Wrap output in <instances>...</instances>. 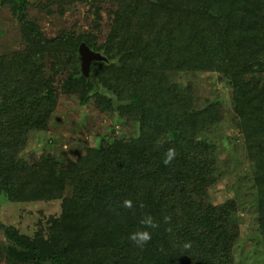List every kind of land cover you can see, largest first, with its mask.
<instances>
[{"label": "trees", "instance_id": "1", "mask_svg": "<svg viewBox=\"0 0 264 264\" xmlns=\"http://www.w3.org/2000/svg\"><path fill=\"white\" fill-rule=\"evenodd\" d=\"M30 1L0 0L22 42L0 53V201L58 200L60 212L30 234L0 221L5 263L232 264L237 230L221 218L237 204L211 202L216 161L196 143L223 109L216 100L198 105L192 87L172 78L179 72H214L231 89L264 252V0H60L87 5L89 28L50 38L28 18ZM83 45L101 56L86 72ZM60 94L134 132L96 135L93 148L65 161L48 152L24 158L28 135L47 128ZM168 148L176 156L164 164ZM146 214L158 227L140 247L129 234Z\"/></svg>", "mask_w": 264, "mask_h": 264}, {"label": "rangeland", "instance_id": "2", "mask_svg": "<svg viewBox=\"0 0 264 264\" xmlns=\"http://www.w3.org/2000/svg\"><path fill=\"white\" fill-rule=\"evenodd\" d=\"M82 2L67 3L60 0H31L27 16L38 24L43 34L50 38L64 31L82 32L89 28L91 14ZM104 14V12H103ZM106 20L101 21L102 32L107 30ZM22 47L20 26L8 5H0V53ZM176 82L192 87L198 105L207 100L220 103L221 120L201 135L196 143L216 161V181L207 192L214 204L233 199L237 209L221 222L229 232L237 230L232 250V264H264L262 239L256 218V200L252 182V164L243 144L238 118L233 111L231 89L227 81L214 72H179L172 75ZM114 130L120 135L134 132L131 125L108 114H101L91 103L82 105L76 97L60 94L55 113L44 130L28 135L22 150L24 158L39 157L48 152L59 160L76 158L86 146L93 148L96 135ZM60 212V201L9 202L0 201V221L13 225L19 231L30 234L46 225L50 215ZM5 239L0 231V243ZM0 264H6L0 256Z\"/></svg>", "mask_w": 264, "mask_h": 264}, {"label": "clouds", "instance_id": "3", "mask_svg": "<svg viewBox=\"0 0 264 264\" xmlns=\"http://www.w3.org/2000/svg\"><path fill=\"white\" fill-rule=\"evenodd\" d=\"M176 151L174 148H168L167 152L164 155V164H169L171 161L175 158ZM123 205L126 208L132 207V201L130 199H125L123 201ZM165 221L169 219V217L164 218ZM139 223L141 225H144V228L137 229L129 234V239L134 242L137 246L143 247L148 241L152 238V233L148 229H155L158 227V224L154 221L153 217L151 215H144ZM189 245L185 244V247H188Z\"/></svg>", "mask_w": 264, "mask_h": 264}, {"label": "water", "instance_id": "4", "mask_svg": "<svg viewBox=\"0 0 264 264\" xmlns=\"http://www.w3.org/2000/svg\"><path fill=\"white\" fill-rule=\"evenodd\" d=\"M80 57H81V66L83 70L88 71L89 61L93 58H101L100 54L93 52L87 46L83 45L80 47ZM91 79L95 81L93 76H90Z\"/></svg>", "mask_w": 264, "mask_h": 264}]
</instances>
